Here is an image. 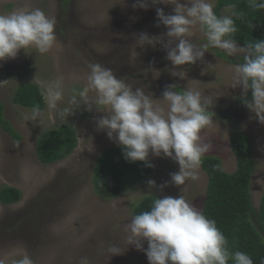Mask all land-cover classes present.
Listing matches in <instances>:
<instances>
[{
	"label": "rangeland",
	"instance_id": "obj_1",
	"mask_svg": "<svg viewBox=\"0 0 264 264\" xmlns=\"http://www.w3.org/2000/svg\"><path fill=\"white\" fill-rule=\"evenodd\" d=\"M211 2L215 5L216 0ZM138 3L139 0H0V14L17 8L41 9L55 19L57 36L56 45L47 53L21 50L15 59L0 61L3 117L18 135L17 140L0 126V189L10 187L20 192L18 202L0 204V259L5 264L19 259L24 252L34 264H80L85 257L88 264H149L144 251L127 244L124 226L131 223L132 207L148 196L183 195L194 207L202 208L207 175L201 167L198 180L176 186L171 174L179 171L178 163L151 153L148 160L152 171L147 180L111 199L97 196L91 181L94 162L103 150L118 144L97 126L106 113L95 106L88 111L79 98L80 106L72 112L70 103L72 96L86 86L89 64L93 63L110 68L117 79H124L134 89L143 88L155 100L163 99V92L171 85H176L177 90H198L210 97L213 123L202 135L212 147L205 155L217 157L222 170L232 173L236 161L229 145L230 135L238 131L248 136L254 162L249 192L253 209L258 211L264 194V123L245 103H251L252 98L245 99L242 87L236 85L235 64L231 61L243 54L230 57L223 50L209 47L203 60L174 67L162 43L153 47L138 41L141 34H147L149 38L163 37L167 43V28L158 20L156 10L174 15V6L153 5L149 0L147 9L134 7ZM232 13L231 7L220 10L221 17H231ZM190 39L198 47L207 43L198 26ZM58 78L63 82L64 99L51 108L41 82ZM27 83L35 84L43 98L37 120L29 118L30 108L12 102L16 89ZM159 102L166 107V102ZM65 109L68 112L62 114ZM61 124L71 125L76 146L63 159L41 164L36 156L37 140ZM149 180L156 186L150 188ZM251 222L264 241V231L254 218ZM110 246L117 247L121 254L112 255ZM147 247L144 241L143 248Z\"/></svg>",
	"mask_w": 264,
	"mask_h": 264
},
{
	"label": "clouds",
	"instance_id": "obj_2",
	"mask_svg": "<svg viewBox=\"0 0 264 264\" xmlns=\"http://www.w3.org/2000/svg\"><path fill=\"white\" fill-rule=\"evenodd\" d=\"M148 3L149 0H139L134 7L147 9ZM151 3L172 5L175 14L165 15L157 8V18L167 28L168 42L164 43L163 37L149 38L141 34L138 41L142 46L162 43L174 67L203 60L209 47L223 50L230 57L243 54V62L234 65L236 85L242 87L245 95L251 91L252 102L245 103L264 123V40H253L246 47H239L233 39L238 31L234 20L230 16L218 17L211 0H185L184 3L151 0ZM248 6L264 9V0H248ZM55 25V19L39 8H17L0 14V61L15 59L21 50L49 52L57 43ZM197 26L207 40L199 47L190 39ZM41 83L49 107L55 108L64 99L62 79ZM78 98L88 111L95 106L106 113L97 121V126L106 131L109 140L122 147L125 159L152 167L148 160L150 153L155 157L163 155L179 165V171L171 174L174 185L183 186L199 179L202 159L212 147L202 135L213 123L210 97L198 90H177L176 85H171L163 92V99L155 100L143 88L134 89L124 79H117L110 68L93 63L89 64L86 86L71 98L72 112L80 106ZM159 101L166 102V107ZM67 112L65 109L62 114ZM40 116V107L34 106L29 118L37 120ZM148 184L150 188L156 186L152 180ZM124 227L128 233L127 244L144 251L149 264H229V261L253 264L245 252L231 251L216 221L207 218L183 195L155 198L150 210L133 216L131 223ZM144 241L148 244L146 250ZM108 251L112 255L121 254L115 246H110ZM0 264H5V260L0 259ZM11 264H34V261L24 252ZM80 264H88L87 258H82Z\"/></svg>",
	"mask_w": 264,
	"mask_h": 264
},
{
	"label": "trees",
	"instance_id": "obj_3",
	"mask_svg": "<svg viewBox=\"0 0 264 264\" xmlns=\"http://www.w3.org/2000/svg\"><path fill=\"white\" fill-rule=\"evenodd\" d=\"M224 7L233 9L232 19L238 31L233 39L246 47L253 40H264V9L254 10L248 6V0H216L214 11L221 17L220 10ZM242 14V15H241ZM219 58H225L216 53ZM243 62V56L233 64ZM245 99L252 98L249 90ZM12 102L21 107L32 109L34 106L43 108L44 102L38 87L27 83L20 85L12 98ZM240 102H243L240 99ZM1 129L18 140V135L3 117V106L0 103ZM229 145L235 157L236 169L226 173L221 168L220 160L215 156L205 155L201 169L207 175L205 199L201 208L204 215L216 221L218 229L228 240L231 251H242L248 254L253 264H264V241L251 222L254 218L259 228L264 231V194L261 196L258 211L255 213L249 192L250 180L254 171L251 158V142L247 135L233 131ZM76 146L74 131L69 124L44 132L37 140L36 156L41 164L57 162L69 155ZM152 168L144 162H131L125 159L122 147L117 145L103 150L96 158L92 168V185L101 199H111L125 192L130 186L147 180ZM155 196L144 197L132 207V216L150 210ZM20 192L17 189L3 187L0 189V204L8 206L18 202ZM229 264H232L229 261Z\"/></svg>",
	"mask_w": 264,
	"mask_h": 264
}]
</instances>
